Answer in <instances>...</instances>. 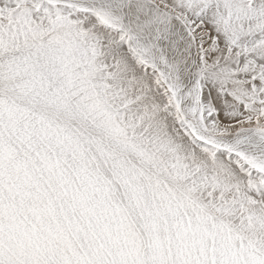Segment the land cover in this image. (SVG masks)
I'll return each mask as SVG.
<instances>
[{
  "label": "snow or ice",
  "instance_id": "1",
  "mask_svg": "<svg viewBox=\"0 0 264 264\" xmlns=\"http://www.w3.org/2000/svg\"><path fill=\"white\" fill-rule=\"evenodd\" d=\"M0 264H264V0H0Z\"/></svg>",
  "mask_w": 264,
  "mask_h": 264
}]
</instances>
